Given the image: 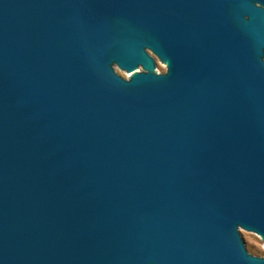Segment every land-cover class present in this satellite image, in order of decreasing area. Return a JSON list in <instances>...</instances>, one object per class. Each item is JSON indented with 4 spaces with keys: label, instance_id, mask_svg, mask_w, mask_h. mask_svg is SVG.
I'll return each instance as SVG.
<instances>
[{
    "label": "water",
    "instance_id": "obj_1",
    "mask_svg": "<svg viewBox=\"0 0 264 264\" xmlns=\"http://www.w3.org/2000/svg\"><path fill=\"white\" fill-rule=\"evenodd\" d=\"M0 264H264V0H0Z\"/></svg>",
    "mask_w": 264,
    "mask_h": 264
},
{
    "label": "flooded vegetation",
    "instance_id": "obj_2",
    "mask_svg": "<svg viewBox=\"0 0 264 264\" xmlns=\"http://www.w3.org/2000/svg\"><path fill=\"white\" fill-rule=\"evenodd\" d=\"M157 63V62H156Z\"/></svg>",
    "mask_w": 264,
    "mask_h": 264
}]
</instances>
